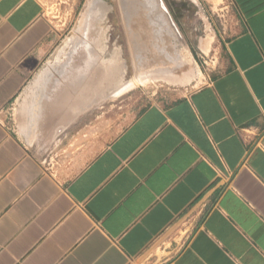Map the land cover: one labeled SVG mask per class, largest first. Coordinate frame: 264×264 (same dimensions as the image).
<instances>
[{
	"label": "crops",
	"instance_id": "0c3cea01",
	"mask_svg": "<svg viewBox=\"0 0 264 264\" xmlns=\"http://www.w3.org/2000/svg\"><path fill=\"white\" fill-rule=\"evenodd\" d=\"M224 7L220 67L123 118L9 104L51 25L0 0V264H264V0Z\"/></svg>",
	"mask_w": 264,
	"mask_h": 264
},
{
	"label": "rangeland",
	"instance_id": "374dc122",
	"mask_svg": "<svg viewBox=\"0 0 264 264\" xmlns=\"http://www.w3.org/2000/svg\"><path fill=\"white\" fill-rule=\"evenodd\" d=\"M224 1L41 0L50 33L9 104L91 100L94 92L111 116L126 118L188 93L220 67ZM164 72L177 80L153 76Z\"/></svg>",
	"mask_w": 264,
	"mask_h": 264
},
{
	"label": "bare ground",
	"instance_id": "6f19581e",
	"mask_svg": "<svg viewBox=\"0 0 264 264\" xmlns=\"http://www.w3.org/2000/svg\"><path fill=\"white\" fill-rule=\"evenodd\" d=\"M147 2H148V1H147ZM147 2H146V3H147ZM148 3H149V2H148ZM148 3H147V4H148ZM151 4H152V3H151ZM148 6H149V4H148ZM160 10H161V9H160ZM148 13H149V12H148ZM150 13H151V12H150ZM153 13H154V12H153ZM154 15H155V14H154ZM159 22H160V20L157 21V26H159V24H160ZM201 46L204 47L203 42H201ZM77 68H78V67H77ZM77 70H78V69H77ZM77 72H78V71H77ZM165 75H166L165 72H164V73H160V74H157V73L154 74V73H153V76H155V77H163V76H164V77H167L169 80H174V79L177 80L175 76L173 77V76H171V75H170V76H167V75L165 76ZM146 77H147V76H146ZM183 77H184V76H183ZM183 77H182V78H183ZM144 78H145V77H144ZM144 78H143V80H144ZM148 79H149V78H148ZM135 80L137 81V80H139V79H135ZM180 80H184V79H180ZM131 81H132V80H131ZM131 81H130V82H131ZM140 81H141V80H140ZM144 82H145V81H144ZM128 83H129V82H128ZM134 83H135V81H132L130 84H134Z\"/></svg>",
	"mask_w": 264,
	"mask_h": 264
}]
</instances>
